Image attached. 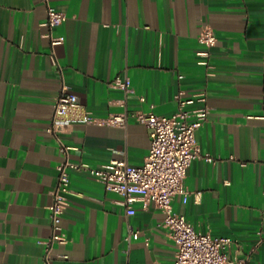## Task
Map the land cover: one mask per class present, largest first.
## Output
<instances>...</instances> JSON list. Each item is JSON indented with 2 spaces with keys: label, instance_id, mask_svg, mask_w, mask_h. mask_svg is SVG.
Returning a JSON list of instances; mask_svg holds the SVG:
<instances>
[{
  "label": "crops",
  "instance_id": "0c3cea01",
  "mask_svg": "<svg viewBox=\"0 0 264 264\" xmlns=\"http://www.w3.org/2000/svg\"><path fill=\"white\" fill-rule=\"evenodd\" d=\"M47 3L66 16L52 30L63 37L53 48L43 0H0V264H173L161 210L137 199L127 214L122 197L87 171L69 170L66 242L46 251L62 159L46 128L62 83L97 118L169 115L188 99V110L206 106L195 141L214 160H192L188 199L174 196L172 210L197 230L230 238L229 258L264 264V0ZM205 25L216 36L210 69L197 63ZM117 77L130 92L112 86ZM59 137L71 162L94 168L114 159L139 166L150 148L132 117L124 127L76 122Z\"/></svg>",
  "mask_w": 264,
  "mask_h": 264
},
{
  "label": "built area",
  "instance_id": "2783aa9c",
  "mask_svg": "<svg viewBox=\"0 0 264 264\" xmlns=\"http://www.w3.org/2000/svg\"><path fill=\"white\" fill-rule=\"evenodd\" d=\"M47 6V17L44 25L48 28L45 34L50 46L63 41L62 36L53 35L52 30L59 26L66 16L43 0ZM198 42L206 47V51L198 53L202 58L198 64L210 69L209 50L216 43V36L210 26H203L198 35ZM54 55V52L52 51ZM112 86L130 92L129 82L115 78ZM143 101V97H139ZM198 100H204L199 97ZM194 100L179 101L178 108L169 115H159L152 111H136L133 113H112L104 118H97L80 103L77 95L68 91L62 83L60 92L53 104V115L46 132L52 135L62 156L57 165V183L52 190V201L48 206L52 227L51 237L45 241L46 251L53 244H64L66 235L62 228V216L68 205V194L72 193L69 184V170L87 171L96 177L105 190L122 197L121 204L126 206V213L133 214L130 204L137 199L152 201L154 206L163 213L162 226L174 244L173 264H246V258L234 260L229 258L227 249L231 239L212 236L210 233L195 229L184 215L173 212L172 198L181 195L183 202L188 199L189 191L184 186L187 169L196 158H204L212 162L209 153H202L195 141V131L206 119V106L193 110L184 108ZM129 117L144 125L150 138L149 152L144 162L132 166L126 160L114 159L98 168L83 163L71 162L68 158L69 147L59 137V133L73 123H98L124 127ZM193 118L190 120L189 118ZM130 237L137 238L136 232ZM264 237V236H263Z\"/></svg>",
  "mask_w": 264,
  "mask_h": 264
}]
</instances>
